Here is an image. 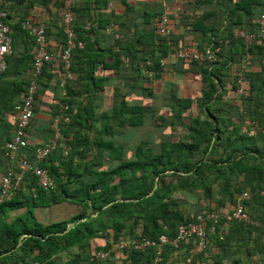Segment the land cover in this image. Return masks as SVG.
Returning <instances> with one entry per match:
<instances>
[{
  "label": "trees",
  "instance_id": "obj_1",
  "mask_svg": "<svg viewBox=\"0 0 264 264\" xmlns=\"http://www.w3.org/2000/svg\"><path fill=\"white\" fill-rule=\"evenodd\" d=\"M41 1L52 16L42 24L46 49L54 58L44 64L37 86L45 74L47 86L55 81L61 89L65 71L60 56L68 45L61 17L67 10L66 3ZM99 1L106 5L104 0H86L84 5L71 0L72 28L84 43L83 48L71 53L72 77L67 80L66 95L61 99L69 107L66 112L70 121L61 130L63 137L72 138L66 140L71 150L66 156L60 146L41 164L54 178V190L45 191L34 176L28 175L27 186H21L11 200L0 204V264H152L156 248L142 251L127 246L118 248L117 244L123 238L156 240L162 234L174 238L180 225L197 222L202 213L217 216L203 222L205 229L214 227L213 232H207L210 243L200 252L193 239L185 241L178 250L164 245L158 264H187V258H191V264H264V37L260 34L264 0H217L214 8L220 7L224 17H229L224 34L218 30L223 28L221 22L216 24L220 19L216 9L190 23L189 27L197 32L193 42L195 50L203 54L201 62L175 56L174 52L191 48L193 42L185 45L175 36L168 11L139 13L136 4L120 0L128 14L125 21L128 16L131 20L142 18L148 24L155 21L154 27L131 34L130 29L123 31L118 23L121 15H116L114 9L105 17L103 13L93 17L92 7H98ZM36 3L37 0H7L0 9V21L11 26L8 12L25 10L15 24L22 26L26 19L33 20L27 11ZM22 4H26L24 8L18 6ZM104 9L106 6L100 10ZM164 16L168 19L166 35L158 28ZM209 19L210 27L202 28ZM94 23L99 24L96 29ZM111 24L117 25L111 35L113 47L104 48L97 39L92 41V34L110 30ZM235 28L249 32L248 35L260 34L262 39L248 43L244 37H235L231 32ZM119 29L124 34L120 38L116 37ZM24 31L35 45L34 38ZM221 39L228 43L220 51ZM210 53L214 54L213 61L208 58ZM248 56L253 57L254 65L260 64V69H246L244 75L238 71L232 76L231 66L241 65ZM123 57L129 59L128 65ZM141 62L150 64L144 69ZM187 63L183 74H199L203 88L197 98L174 93L165 97L171 109L170 122L164 115L152 112V101L150 106L130 104L133 90L144 91V95L154 99V83L164 81L168 74L179 71L180 64ZM90 65L95 67L94 74L89 73ZM100 66L115 76L128 75L135 81L114 85L110 97L106 93L110 76L95 74ZM148 72H152L151 76ZM149 115H155L157 127L166 125L173 131L154 150L148 141L135 142L124 151L129 143L104 140L105 132L114 135V127L125 130L143 126ZM104 119L110 121L104 130H98L96 123ZM177 126L183 127L182 136L176 135ZM30 151L31 148L29 155ZM129 151L132 159L126 156ZM107 159L115 164L107 167L103 163ZM55 161L59 167L54 166ZM245 191L250 197L242 205L251 222L233 216ZM176 193L196 196L197 202L188 210L191 203L184 204V197L178 198ZM64 203L77 206L72 227L68 226L70 218L48 225L38 221L41 213L46 216V210ZM101 251L110 254L97 259L96 253ZM64 255L68 257L60 259Z\"/></svg>",
  "mask_w": 264,
  "mask_h": 264
},
{
  "label": "crops",
  "instance_id": "obj_2",
  "mask_svg": "<svg viewBox=\"0 0 264 264\" xmlns=\"http://www.w3.org/2000/svg\"><path fill=\"white\" fill-rule=\"evenodd\" d=\"M80 5H84L86 0H77ZM104 2L99 1L98 7L94 4L92 7V14L94 15L93 17H99L96 15H99L100 13H103L104 17L105 14H109L112 9L115 10L116 15H121V18L119 19L118 23L122 25L123 31L127 32V29H130L129 32L133 34L135 30H148L149 27L152 28L155 25V21L152 24L144 23L141 20L135 19L131 20V16H128V21L126 19L127 11L125 10V6L121 4L120 0H114V3H112V0H104ZM41 0H37V3L32 9L27 11V14H29V17H34L33 20L38 21L43 23V20L49 21L52 19L51 13H48V11L44 8V6L41 4ZM206 0H129V3L131 4H136L135 7L137 10H139V13L143 10L145 11H158L162 10L163 12L168 11L170 14L171 22L172 23V30L174 31V34L181 42L185 43V45H188L192 43L194 38L197 36V32L194 30L193 27H189L190 23H195L196 20L202 17V15L206 14V12H215V9L217 10V14L220 16V19L216 21V24L218 25V22H221V26L223 28L218 29L221 30L222 33L225 31L224 29L227 28L229 23V17H224L225 12L223 10H220V7L214 8V5H216L217 0H210V4H205ZM8 7H11L12 3L8 2L6 3ZM24 5H18L20 7L24 8ZM106 9L100 10L102 7ZM113 7V8H112ZM15 9V8H14ZM94 9L95 12H94ZM166 10V11H165ZM223 11V12H222ZM25 10L22 12L19 11H10L8 12L10 14V18L8 19V22H10L11 26V37H12V54L7 58V69L0 75V180L1 178L6 174L8 167L12 166L10 163L9 159L5 155L4 151V146L5 144L12 139L15 127H16V116L14 112V107L16 104L20 101L22 95L25 93V90L27 88V85L29 83V80L31 78V69L33 68V62H34V56H33V49H34V44H31V41L29 37L26 35V32L23 30L21 24L19 23L18 25L16 22L18 19H20V16L24 14ZM137 13V12H136ZM138 16H140L138 14ZM84 18V17H82ZM140 22V25L137 26L136 22ZM211 20L205 21V23L202 25V28H209L210 27ZM88 25H91L88 23ZM98 23H94L93 26L96 29ZM137 27V28H135ZM215 27V26H214ZM218 28L220 26H217ZM117 29V25L111 24L110 25V30L107 28L106 30L103 31H97L95 34H92V41H95V39L98 40L99 45L103 46L104 48H110L113 47L114 45V38H112V33ZM121 29V28H120ZM116 33V37L122 36L123 33L121 30ZM212 29V27H211ZM234 32L235 37H244L245 34H248L249 32H246L245 30H240V29H233L231 32ZM198 33H201L200 30H198ZM224 34V33H223ZM221 34V35H223ZM28 37V38H27ZM127 39V38H126ZM262 38L260 37V34H253V38L250 39L251 41L254 40H261ZM125 40V37H124ZM222 43V39L220 40ZM247 42V41H246ZM193 42L192 44H194ZM228 41L225 43L223 42L220 51L222 50L223 44H227ZM249 43V42H248ZM229 49V48H228ZM99 53V51H95ZM173 60V59H171ZM253 57L248 56L245 61L241 65L233 64L231 66L232 70H230V74L233 76L235 75L238 71L240 72L239 74H243L246 69H251V70H259L260 69V64L258 63L257 65L253 64ZM188 63L184 64L183 66L180 64L179 65V71L177 70L174 72V74L177 76V74L185 72V70L188 68ZM94 69L93 66H89L88 70L89 73L94 74ZM173 70V69H171ZM170 73V72H169ZM95 74H98L99 77H104V76H110V84L109 87L106 88L107 91L106 93L111 97L112 87L117 84H124L129 82V84L134 83L135 80H132L128 75L125 77H119L115 76L111 71L109 70H104L101 66L99 69L96 70ZM174 74H168L166 76V80H169L171 78H174ZM187 75H192L195 83V90L193 91V94L189 97L191 98H197L200 96L202 88H203V83H202V78L199 74H194L192 72L186 73ZM181 75V74H180ZM42 76V75H40ZM240 79H243L242 75L239 77ZM62 79V77H61ZM175 79V78H174ZM173 79V81H174ZM178 79V78H177ZM230 79V77L228 78ZM39 80V77H38ZM68 79H65L63 77L62 83H61V89L58 87L55 81L51 82L50 87L47 86V76L44 74L42 78V84L39 83L37 86V92H36V97H35V108H34V117L31 120L29 127L27 128L26 134H25V139L27 140L29 148H31L30 152H33V149L38 148V147H49L52 146V144L55 141L56 135H55V130H54V118L58 111L60 110V107L66 104H63L61 99L66 95V90H65V84ZM167 86L168 87H173L172 85L177 86V82H168L167 81ZM155 86V83L154 85ZM187 88L189 87L188 85L186 86ZM161 88V87H160ZM186 88V89H187ZM155 89V88H154ZM161 91V89H159ZM181 90V88H180ZM144 91L141 90H133L131 92L132 97L129 99L131 101L130 104L134 103H139V105L145 106L149 105L150 102L153 101V99L148 98L147 95H144ZM173 92H167L168 95L165 97H169L170 94ZM159 94V93H158ZM231 92L229 93V95ZM144 95V96H143ZM178 97H185L188 95H183L178 94ZM159 97V95H158ZM149 99V100H148ZM164 101V100H163ZM152 107V106H150ZM154 107V106H153ZM150 109V108H149ZM170 109V108H169ZM171 110V109H170ZM152 112L154 113L155 111L152 108ZM67 114V112H66ZM155 114H158L155 112ZM68 115V114H67ZM170 115L171 111H170ZM69 116V115H68ZM109 119H104L102 121H99L96 123V128L98 130H104V127H106L107 123L109 122ZM147 122V121H146ZM64 124V123H63ZM61 124L60 127V132L61 136L58 142V146L56 149H58L60 146H62L64 155L66 154V151L68 150L70 152L71 148L68 145V142L66 140H71V137H65L62 136V126ZM93 131L95 130V127L92 128ZM127 129L123 130L118 127H114V135L111 133L105 132L103 134V138L105 141L110 140L113 138L116 143L121 144V145H126L123 142H127V139L125 138L124 131ZM91 138H94V136L91 134L89 135ZM64 146V147H63ZM55 149V150H56ZM54 150V151H55ZM53 151V152H54ZM52 152V153H53ZM68 152V153H69ZM51 153V154H52ZM58 162V161H55ZM105 165L107 164V167H111L113 164H115L113 161H110L107 159L105 162H103ZM55 166V165H54ZM59 167V163L58 166ZM15 195V192L13 194V197ZM73 205V204H72ZM59 209H55L58 208ZM62 206V207H61ZM74 209H76L77 206L73 205ZM68 203H64L62 205H55L46 212H48L47 217H51L50 222H53L57 220V215H53L52 213L54 211H60L61 209L69 208ZM54 208V209H52ZM40 211L41 209L38 208ZM16 214V213H15ZM13 214L11 217L15 216ZM69 217L63 218L68 219ZM12 219V218H11ZM10 219V220H11Z\"/></svg>",
  "mask_w": 264,
  "mask_h": 264
},
{
  "label": "built area",
  "instance_id": "obj_3",
  "mask_svg": "<svg viewBox=\"0 0 264 264\" xmlns=\"http://www.w3.org/2000/svg\"><path fill=\"white\" fill-rule=\"evenodd\" d=\"M7 0H0V9ZM66 11L62 14V22L64 25L65 33L68 38L67 48L62 52L60 58L63 64L65 71V79H70L72 73L70 71V58L71 53L76 48H83V41L79 40L72 28L73 23V13L71 11L72 2L71 0H65ZM262 27L261 36L264 37V15L262 16ZM168 19L164 16L159 23V32L162 35L169 33L167 28ZM22 28L27 31V33L34 38L35 45L33 49V68L31 69V78L25 90V93L22 95L20 101L16 104L14 112L16 116V127L12 136V139L8 141L4 146V151L6 157L9 159L12 166L8 167L6 174L0 180V204L6 201H9L13 198L14 192L19 189L21 186L26 187L27 176L32 175L37 179L38 185L40 188L45 191H51L56 188V182L54 178L50 175L49 170L44 168L41 164L42 162L57 148L58 142L61 136L60 127L61 124L67 123L70 121V117L66 114L68 110L67 105L60 107V110L54 118V130H55V141L52 146L49 147H38L34 150L31 157L28 153L29 146L27 140L25 139V134L31 120L34 117V103H35V94L37 92V79L42 74V68L46 62L52 61L54 55L46 49V36L45 28L41 22L26 19L22 22ZM241 36V35H240ZM119 38L122 36H118ZM244 38L250 40L253 38V35L245 34ZM196 43L192 44L191 48L185 49L183 51L174 52L175 56L178 58L185 59H195L200 62L204 60L203 54H200L195 50ZM175 50V48L173 49ZM12 54V37H11V28L9 25L0 21V75L4 73L7 69V58ZM208 56V55H207ZM211 58L210 61H213L214 54L210 53L208 58ZM123 62L128 65L129 59L123 57ZM150 62H141L140 67L144 68L149 65ZM152 72H148V75L151 76ZM242 80V79H241ZM242 85V82L239 84ZM242 92L239 89V93ZM246 131V130H245ZM69 150V149H68ZM66 151L68 154L69 151ZM27 151V152H25ZM55 166H58V162H54ZM250 193L245 191L240 196V201L237 204V209L233 216L245 222H251L250 216L244 210L243 201L248 200ZM242 201V203H241ZM214 218L216 219V214L202 213L198 217V221L189 224H182L178 227L177 233L174 238H170L166 234H162L156 240L143 238L141 240H124L120 241L116 247L124 248L130 247L136 250H142L149 248H156L155 258L152 264H158L159 261H162V253L164 245H169L174 249H180L181 245L190 239H193L197 244V252L203 250L209 243L210 239L207 232H213L214 227H208L205 229L204 220ZM116 249V248H114ZM109 251H101L97 255V259H101L109 256ZM187 264H191V258H187Z\"/></svg>",
  "mask_w": 264,
  "mask_h": 264
},
{
  "label": "rangeland",
  "instance_id": "obj_4",
  "mask_svg": "<svg viewBox=\"0 0 264 264\" xmlns=\"http://www.w3.org/2000/svg\"><path fill=\"white\" fill-rule=\"evenodd\" d=\"M243 59L245 60V58H243ZM174 78H171V79L166 80V81L155 82L154 99L151 102V105L154 106V107L152 106L153 110L158 113L157 115H161V114L164 115L166 120L169 122H170V117H171L170 109H169L170 107L165 102V101H167V102L169 101V100H165V96L168 95L167 92L173 91V93L176 95L182 93L183 95L191 96L193 94V91L196 88V86H195L196 81H194L192 75H187V74H183V73L179 72V74H177V76H174ZM173 79H174V81H173ZM167 81L168 82H177V86H179V88H177L174 85H172L173 86L172 88L168 87L166 84ZM187 85L189 86L188 88L186 87ZM180 88H181V90H180ZM159 89H161V91ZM158 95H159V97H158ZM239 107L242 108L241 106H239ZM155 115L154 116H150V115L147 116V119H146L147 122L145 121V124L143 126L128 128L126 131H124L125 138L127 139L128 143H129V146L126 145L127 147L126 148L124 147V151H126L128 148L130 150V148L132 147L133 144H135V142L141 143L143 141H145V142L148 141V146H150L154 150L155 147L160 146L161 141H163L162 139L169 138V135H171V133L173 131L171 130L170 127H168L166 125H165V127H162V128L157 127L155 124V120H156ZM245 116H247V115H245ZM244 128H246V127H244ZM244 131H245V129H244ZM175 133H176V135L182 136L184 134L183 127L177 126ZM172 137L174 138L175 136H172ZM123 143H125V142H123ZM126 156L128 159L133 158V155L131 154L130 151L128 153L126 152ZM175 196L178 198H181L182 196L184 197V195H182L181 193H176ZM182 199L184 200V204L186 201H189L191 203L190 206L187 208L188 210L191 209V207L193 205H195V203L197 202L196 196H192L191 194H189L188 196L185 195V197ZM69 206H70L69 208L61 209L58 213H55L56 211H54L52 214L57 215L58 219L53 221V222L62 221V220H64L63 218L69 217L70 219H68V220L70 223L68 226L72 227L74 225L73 218L76 216L75 214L77 213L78 209H74V206L72 204H69ZM52 209H54V208H52ZM55 209H58V208H55ZM47 215H48V212H47ZM40 216H41V218L38 217L39 218L38 221L40 223H42V225H48L49 224L48 222H50L51 217H47L42 213L40 214ZM123 239L127 240V238H123ZM76 251L77 250L74 249L72 252L75 253ZM98 253H96V254L98 255ZM67 257L68 256L64 255V256H61L60 259L64 260Z\"/></svg>",
  "mask_w": 264,
  "mask_h": 264
},
{
  "label": "clouds",
  "instance_id": "obj_5",
  "mask_svg": "<svg viewBox=\"0 0 264 264\" xmlns=\"http://www.w3.org/2000/svg\"><path fill=\"white\" fill-rule=\"evenodd\" d=\"M245 40H246L247 42L250 41V40H247V39H245ZM247 46H248V45H247Z\"/></svg>",
  "mask_w": 264,
  "mask_h": 264
}]
</instances>
